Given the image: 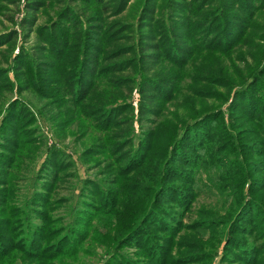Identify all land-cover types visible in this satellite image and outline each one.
<instances>
[{
	"label": "trees",
	"instance_id": "1",
	"mask_svg": "<svg viewBox=\"0 0 264 264\" xmlns=\"http://www.w3.org/2000/svg\"><path fill=\"white\" fill-rule=\"evenodd\" d=\"M0 15V264L98 246L103 264H264V0H0ZM39 119L101 166L73 199L65 149L37 162ZM211 191L224 214L187 223Z\"/></svg>",
	"mask_w": 264,
	"mask_h": 264
},
{
	"label": "rangeland",
	"instance_id": "2",
	"mask_svg": "<svg viewBox=\"0 0 264 264\" xmlns=\"http://www.w3.org/2000/svg\"><path fill=\"white\" fill-rule=\"evenodd\" d=\"M15 15H17V13H15ZM21 15L22 13H20V16ZM0 18H1L0 20H3L4 25L7 26V28L11 26V24H9L8 21H6L1 15H0ZM45 20H46V17L44 15H40L37 21V24H41ZM15 28L17 30L21 29L18 27V25H16ZM0 29H3V27L0 26ZM33 36L34 35L32 33L29 37L30 40L28 41V44H26L27 46H29L31 42L33 41ZM17 44H22L20 37H18L17 39L16 45ZM22 96L26 98V100H28V102L31 103L32 105H37L36 97L29 91L23 92ZM39 121L41 123L40 127L43 133V137H44L46 145L43 146L42 152L40 153L37 159L38 160L37 162L39 163L40 160L42 159L46 146L56 144L57 146L65 149V151L70 155V159L73 162L72 165L70 166L69 171L73 172L74 176L70 177L67 183H65L63 186L61 185L62 187L60 186L61 188L59 189V195L63 197L68 196L69 198L73 199L72 197L73 194L71 190H75L74 194L79 192V185L81 184V180L87 177H93V175L99 170L101 166L99 167L94 162L96 160L95 158L89 161H86V160L83 161L81 159H78L79 158L78 154L83 149V144H84L83 140L81 141L74 140L75 137L72 135H66L64 138L58 137V135L54 131H52V129H50L51 126L49 123L44 122L42 119H39ZM35 169L36 168L34 167V169L32 170L33 172L30 171L31 175L32 174L34 175ZM18 171L19 169L17 170V172ZM24 175L28 177L30 174L26 175L24 173ZM32 179L33 177L31 178L30 182L28 181V179H20L16 181L17 192L18 190L20 192H23L28 186H31ZM216 194L217 193L215 191H211L208 195H201L200 197H198L195 203L193 204V211L191 214V218L185 219L186 222L190 223L192 220H194L196 218V213L200 210H205V212H208L209 214H213V215H217V214L223 215L224 214L223 211L225 210L226 206L228 207L230 205V200H228L229 202L227 201L223 202V200L221 201V199H219ZM69 203L70 201L67 204ZM58 210L59 212L61 211L60 208ZM61 212H63V209ZM207 234L208 233H206L205 236H207ZM95 250H96V254L93 255L92 257L81 258L79 261L77 262L73 261L71 264H103V262L107 258L106 250L100 246L95 248ZM54 263H57V260L53 261V264ZM58 263H61V261L58 260ZM15 264H21V262L16 261ZM29 264H32V263H29ZM213 264H219L218 257L215 258V260L213 261Z\"/></svg>",
	"mask_w": 264,
	"mask_h": 264
}]
</instances>
